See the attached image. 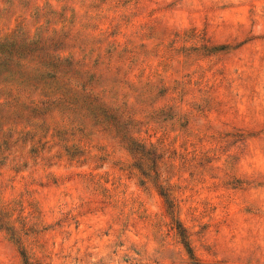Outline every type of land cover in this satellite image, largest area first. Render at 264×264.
<instances>
[{
  "label": "rangeland",
  "instance_id": "obj_1",
  "mask_svg": "<svg viewBox=\"0 0 264 264\" xmlns=\"http://www.w3.org/2000/svg\"><path fill=\"white\" fill-rule=\"evenodd\" d=\"M11 37L85 72L0 91V264H264V0H0Z\"/></svg>",
  "mask_w": 264,
  "mask_h": 264
},
{
  "label": "trees",
  "instance_id": "obj_2",
  "mask_svg": "<svg viewBox=\"0 0 264 264\" xmlns=\"http://www.w3.org/2000/svg\"><path fill=\"white\" fill-rule=\"evenodd\" d=\"M52 51L45 40H0V91L16 98V102L29 99L34 104L45 97L52 104L73 106V95L79 92L75 81L85 72L83 65Z\"/></svg>",
  "mask_w": 264,
  "mask_h": 264
}]
</instances>
